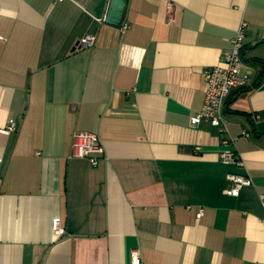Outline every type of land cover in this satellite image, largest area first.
I'll return each mask as SVG.
<instances>
[{
  "label": "crops",
  "instance_id": "obj_1",
  "mask_svg": "<svg viewBox=\"0 0 264 264\" xmlns=\"http://www.w3.org/2000/svg\"><path fill=\"white\" fill-rule=\"evenodd\" d=\"M109 4L0 0V264H264V0H127L118 27ZM241 23L250 85L192 126ZM78 132L97 167L69 158Z\"/></svg>",
  "mask_w": 264,
  "mask_h": 264
},
{
  "label": "built area",
  "instance_id": "obj_2",
  "mask_svg": "<svg viewBox=\"0 0 264 264\" xmlns=\"http://www.w3.org/2000/svg\"><path fill=\"white\" fill-rule=\"evenodd\" d=\"M245 29L246 24L241 23L232 40V48L224 58V65L203 71V77L206 82L204 103L201 110L191 116L190 124L192 126H199L202 122H207L212 127L220 128L223 124V106L226 100L232 92L247 88L250 85L249 76L242 73L241 52L245 38ZM94 41V37L86 36L80 40L79 48H91L94 45ZM7 130L15 132V123L11 121ZM243 136L247 138L249 137V133L243 132ZM233 142L234 140L222 141L225 149L219 153V159L223 164L241 167L242 162L239 160L236 152L228 149ZM103 156H105V150L98 135L82 132L73 134L70 159L87 160L92 167H97L99 157ZM226 180L229 183L226 194L233 197L238 196L240 190L243 188L253 186L251 178L247 175L228 174ZM260 199L264 206V195L260 196ZM201 215L202 211L199 212L198 217ZM52 231L55 238H61L64 235L59 219L53 220ZM131 264H141L137 251H133L131 254Z\"/></svg>",
  "mask_w": 264,
  "mask_h": 264
},
{
  "label": "water",
  "instance_id": "obj_3",
  "mask_svg": "<svg viewBox=\"0 0 264 264\" xmlns=\"http://www.w3.org/2000/svg\"><path fill=\"white\" fill-rule=\"evenodd\" d=\"M127 0H110L109 10L105 22L111 26L121 25Z\"/></svg>",
  "mask_w": 264,
  "mask_h": 264
}]
</instances>
